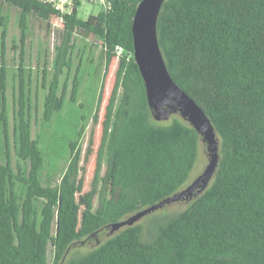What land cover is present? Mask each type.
<instances>
[{
  "label": "trees",
  "instance_id": "16d2710c",
  "mask_svg": "<svg viewBox=\"0 0 264 264\" xmlns=\"http://www.w3.org/2000/svg\"><path fill=\"white\" fill-rule=\"evenodd\" d=\"M141 1L107 0L109 9L87 20L77 10L64 14L52 58L32 68L25 52L29 9L42 17L57 12L35 0H10L18 10V37L10 44L18 57L14 73L5 62L9 16L0 3V264H264V0H165L157 42L172 80L218 137L214 177L196 198L183 200H190L185 209L162 216L153 235L134 223L87 253L69 252L81 239L182 191L205 147L181 117L158 123L152 116L133 57L131 27ZM76 36L91 41L90 50L100 43L104 68L99 94L93 88L85 104L80 91L100 67L90 75L94 63L80 56ZM77 104L79 119L65 126L62 114ZM92 154L78 230V196ZM59 158L65 169L53 181L45 178L50 159Z\"/></svg>",
  "mask_w": 264,
  "mask_h": 264
},
{
  "label": "rangeland",
  "instance_id": "374dc122",
  "mask_svg": "<svg viewBox=\"0 0 264 264\" xmlns=\"http://www.w3.org/2000/svg\"><path fill=\"white\" fill-rule=\"evenodd\" d=\"M0 3L2 4V12L4 14H7L9 16V24H8V33H7V50L5 55V62L7 66V70L9 68L11 73H14L16 67H17V53H14L10 50V44L12 39H17L18 37V10L16 9V6H13L14 8H11L8 6L10 4V0H0ZM101 6L96 4H89V3H83L78 6L76 15L81 20H87L90 17L96 16L101 11ZM30 13L32 14L30 18V28H29V36L26 42V48L25 52L27 54V65L31 66L32 68H35L36 66H42V62L44 61L46 55L49 56V61L52 58L53 55V45L56 43L57 40V30L61 29L63 26L62 23L57 20L55 16L51 17H42L40 15L35 14L31 9H29ZM76 44L78 49L82 50V53H80V56L87 57L90 56L93 61V65L90 69V75H93L95 73V69L97 70L98 67H100V75L97 78H92L90 81H87L84 83L83 89L80 91L79 95V102H82L83 104L86 103L87 99L89 98V95L91 94V90L95 87H97V94H99V89L101 87V84L103 82L100 81L103 71L101 69L103 68V62L100 61V43L98 41H95L94 44L97 47H91L92 49H88L90 46L91 41H83L80 36H76L75 38ZM85 46H89L88 48H85ZM117 65V59H114L111 64L109 65L107 72H106V78H104V89L102 93V103L101 108L99 112L98 117V125L95 129L94 133V143H93V150L96 151L98 142H99V133H100V126L103 119V113L105 105L107 104V100L109 97V93L111 90V87L113 86L114 82V71ZM11 81V80H10ZM97 83V84H96ZM7 98H9V103L11 101V88L7 92ZM79 104L74 106L72 109L65 111L62 114L63 121L67 124L65 126L73 127L72 124L76 122V120L80 117V110H79ZM180 117V115L176 113L170 114L168 119L166 121H161L158 123H169L171 122L173 117ZM86 132L82 139V154L85 150L87 139L90 133V126H86ZM208 154L206 151V148L201 145L198 158L196 160V163L190 172V175L187 179V181L182 186L181 190L185 189L187 186H189L203 171L204 167L208 163ZM94 160H95V154H92L89 163L86 168V174L84 179V185L82 188V191L80 195L78 196V200L81 203V207L79 210V220H78V230L80 229V221L83 217V204L85 201L86 194L91 190V182L93 178V170H94ZM50 164L45 170V178L49 176V178L53 181L57 179L61 173L66 167V160L63 158L51 160ZM50 174V175H49ZM190 203L189 201H183L179 200L176 202H172L169 204H166L162 206L161 208L155 210L154 212H151L150 214H147L146 216L142 217L137 224H139L144 232H147L148 235H153L156 231L157 227L164 221L162 216L165 215H171L174 213H177L187 207V205ZM128 217H126L127 219ZM54 230L53 232L57 230V225L54 224ZM109 230H100L94 235L83 238L79 242H76L73 244V246L70 248L69 252H78V253H87L100 244H102L107 238L110 237L108 235Z\"/></svg>",
  "mask_w": 264,
  "mask_h": 264
},
{
  "label": "water",
  "instance_id": "95a60500",
  "mask_svg": "<svg viewBox=\"0 0 264 264\" xmlns=\"http://www.w3.org/2000/svg\"><path fill=\"white\" fill-rule=\"evenodd\" d=\"M164 2L142 0L138 4L131 27L134 61L154 120L166 121L170 114L177 112L201 136L209 159L201 174L189 186L150 208L112 224L108 232L110 236L166 204L196 198L209 186L219 161V140L210 120L195 101L174 83L166 69L156 35L157 19Z\"/></svg>",
  "mask_w": 264,
  "mask_h": 264
},
{
  "label": "built area",
  "instance_id": "2783aa9c",
  "mask_svg": "<svg viewBox=\"0 0 264 264\" xmlns=\"http://www.w3.org/2000/svg\"><path fill=\"white\" fill-rule=\"evenodd\" d=\"M36 2L52 7L56 10V18L63 25V15L70 14L73 11H76L78 6L83 3L96 4L100 5L103 9H109L110 4L107 3V0H35Z\"/></svg>",
  "mask_w": 264,
  "mask_h": 264
}]
</instances>
